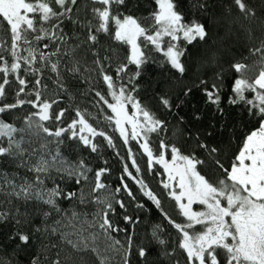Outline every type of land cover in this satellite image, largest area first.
Here are the masks:
<instances>
[{
    "label": "snow or ice",
    "instance_id": "snow-or-ice-1",
    "mask_svg": "<svg viewBox=\"0 0 264 264\" xmlns=\"http://www.w3.org/2000/svg\"><path fill=\"white\" fill-rule=\"evenodd\" d=\"M0 264H264V0H0Z\"/></svg>",
    "mask_w": 264,
    "mask_h": 264
},
{
    "label": "trees",
    "instance_id": "trees-1",
    "mask_svg": "<svg viewBox=\"0 0 264 264\" xmlns=\"http://www.w3.org/2000/svg\"><path fill=\"white\" fill-rule=\"evenodd\" d=\"M153 7H154V5H153ZM193 103L194 104H196L197 106H199V98L197 97L196 99H194L193 100ZM189 111V109H185L184 110V112H182L181 113V115H184L185 113H187ZM187 118V117H186ZM117 143H118V146H119V141H117ZM109 153H110V150H109ZM121 153L123 154L124 153V149L121 147ZM114 159V158H113ZM140 163H141V165L143 166V163H144V161H143V159H141L140 160ZM113 167H114V175L112 176V178H111V180H112V182H113V184H115L116 183V169L119 167V165H113ZM152 185H153V187H157V181L155 180V179H153L152 180ZM170 203V202H169ZM23 259V258H22Z\"/></svg>",
    "mask_w": 264,
    "mask_h": 264
}]
</instances>
